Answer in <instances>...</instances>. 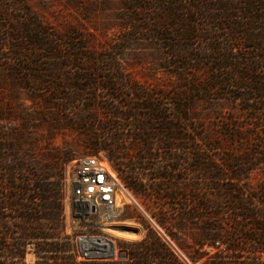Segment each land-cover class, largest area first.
<instances>
[{"label":"rangeland","instance_id":"obj_1","mask_svg":"<svg viewBox=\"0 0 264 264\" xmlns=\"http://www.w3.org/2000/svg\"><path fill=\"white\" fill-rule=\"evenodd\" d=\"M139 4L130 5L127 0H0V164H13L11 158L14 155L24 160L31 176L33 173L49 174V180L59 181L61 184L64 206V184L73 160L78 156L94 154L78 140L77 130L73 127L59 128L54 134L50 133L51 128L61 124L62 119L58 122L53 113L54 107L43 99L34 97L31 86L40 89L37 94H44L47 89L49 91L55 87V83L66 86L70 82L73 83L74 79L65 77L66 79L62 80L55 76L42 77L44 80H39L31 76L38 74L34 69L35 63L24 61V57H21L23 50L18 46H30L26 45L30 39L23 38V35L24 29L31 25L28 19L32 16L31 18L39 19L46 26L47 38L55 44L65 45L72 41L80 47L85 45L87 49L82 50L95 55L120 56V62L113 63L115 68L119 64L128 81L146 90H152L148 93L152 97L150 103L160 107L168 117L167 121L171 123L170 131L173 137L169 141L171 150L168 154L161 149L165 143L163 137L154 142L152 153L156 158H149L147 161L138 160L136 156L139 141L126 142L127 153L120 161V177L142 208L134 204V201L125 204L116 222L124 227H134L139 233H131V236L113 231L97 232V235L107 234L104 237L114 241L116 254L112 260L120 259L122 250L127 255V251L122 247L139 244L147 237L149 229L152 228L146 215L148 214L164 228L169 238L165 241L185 264H207L217 257L220 250L226 248L228 236L232 232L227 209V201L232 191L230 188H236L237 192L247 189L260 192V187L264 184V111L257 112L250 107L252 101L235 99L237 93L246 91L233 87L210 89L208 93L196 92L185 97L178 95L177 90L184 89L187 86L185 84L192 80L201 81L204 87L212 71L209 70L205 59L195 58L196 53L201 54L197 51L199 49L180 51L178 54L183 53V56L177 57L171 54L173 51L167 44L178 42L182 44L179 46L182 49L194 44L193 47L203 49L207 47V43L210 44L211 35L227 37L230 32L221 29L220 22L214 24L203 21L200 15L197 16V12H189L188 15L196 20L198 26L194 39L185 42L178 39L164 40L158 38L152 29H158L157 25L160 23L165 30L164 25L172 22L171 19L163 20L168 19L164 15L167 11H164L165 6L158 5L155 8L156 4H152L148 5L147 9L145 6L138 8L141 6ZM187 5L184 2L176 3L168 5L166 9L173 7L175 10ZM231 10L228 13L234 17L239 14V11ZM202 12L207 13L205 10ZM239 20L238 17L234 19L235 22ZM212 28L216 31L210 32ZM174 30L175 28L165 30L168 38H174ZM71 51L74 53V50L64 46L63 53ZM257 52L245 47L227 53L244 57L249 54L252 57ZM258 54L264 56L262 52ZM206 55L207 53H203L200 56ZM46 60L42 61V64L51 68L46 73L58 74L60 70H57L56 62L52 59ZM24 65L33 69H24L21 67ZM115 68L96 70L92 80L101 74H117L118 68ZM240 71L233 69L237 74H240ZM60 72L85 73L71 65ZM251 73L264 76V73ZM44 81L47 83L40 86ZM82 82L87 83L89 80ZM125 96L124 100L108 99L107 102L124 107H139L147 103L145 100L134 99L129 90ZM254 105L259 106V103ZM184 135L186 140L182 139ZM100 155L106 158L104 152H100ZM126 162H134L138 167L141 162L142 166L147 167L139 169L140 182L131 179V169L127 167ZM166 163L175 167L169 170V175L166 178H152V173H155L153 167H161ZM0 173L7 174L8 170L0 167ZM141 182L145 185L142 190H134L128 185ZM5 185L6 180L0 178V188ZM167 185L173 188L176 196L170 202L165 195V189H170ZM186 212L192 214V220L186 221L182 218ZM165 215L171 219L172 225L165 222ZM176 220L185 223L184 229L177 228ZM65 222L66 234H73L66 219ZM205 226L209 228L210 237H206L204 243L200 241L201 248L198 244L192 245L191 235L199 240L205 237ZM218 240L222 244L220 247L215 244ZM181 244H184L186 251L181 249ZM186 252L194 253L196 261H192ZM2 256L6 262L11 261L6 252ZM25 261L26 264L42 262L35 241L27 246ZM239 261L245 263L246 260L241 258Z\"/></svg>","mask_w":264,"mask_h":264},{"label":"trees","instance_id":"obj_2","mask_svg":"<svg viewBox=\"0 0 264 264\" xmlns=\"http://www.w3.org/2000/svg\"><path fill=\"white\" fill-rule=\"evenodd\" d=\"M127 1L130 2V5L140 3L141 6L138 8L145 6L149 9L148 5L152 4H156L155 8L158 5L165 6L164 11H167L164 15L168 19L163 20L171 19L172 22L164 25V27H166L165 30L175 28L174 38H168V33L162 29L160 23L157 25L160 30L152 29L158 38L164 40L174 41L178 39L185 42L194 39L195 33H198V26L195 23L196 20L188 15L189 12H197V16L200 15L203 21L214 22V24L220 22V28L229 30L230 34L227 37H222L219 34L211 35L210 44L207 43V47L203 49L193 47L194 44L183 49L179 48L182 44L178 42L167 44L173 51L171 54L177 57L183 56V53L178 54L180 51L199 49L197 51L201 54L196 53L195 58L198 60L205 59L209 65V70L212 71L208 78L209 81L205 83L204 87H202L201 81L192 80L185 84L187 86L184 89L177 90V93L185 97L187 94L196 92L208 93L211 91L210 89L233 87L246 91L237 93L235 99L252 101L250 107H253L257 112L264 111V76H255L251 73H264V56L258 54V52L264 53V0ZM183 2L188 5L175 8V10L173 7H169V10L166 9L168 5ZM231 9L239 11V14L234 17L233 14L228 13L232 11ZM203 10L207 13H203ZM214 10L220 12L215 13ZM209 11L214 12L208 13ZM31 17L28 19L31 25L24 29L25 36L23 35V38L30 39V42L26 43L30 46L26 48H23L22 44L18 46L23 50L21 57H24V61L28 60L35 63L34 69L38 74L31 76L39 80L42 77L52 78L55 76L62 80L65 77L74 79L73 83L70 82L66 86L62 83H55V87L49 91L47 89L44 94H37L40 89L31 86L34 97L41 98L45 103L52 105L55 109L53 113L58 118L57 121L62 119L61 124L58 123V126L52 127L50 133L54 134L55 130L68 126L75 128L80 142L90 148L94 154L104 152V155L115 164L119 171L121 168L120 161L127 153L125 151L127 141H139L136 146L138 150L136 156L141 161L156 158L153 157L152 149L154 142L160 137H163L165 143L162 144V148L160 146L159 148L168 154L171 150L169 141L173 137L170 131L172 129L171 123L167 121L168 117L165 116L160 107L150 103L152 97L148 93L152 90H146L128 81L119 64L118 69L115 68L113 63L120 62V56L95 55L87 50H82V48H86L85 45L80 47L72 41L65 45L62 43L55 44L47 38L46 26L39 19ZM237 17L240 20L235 22L234 19ZM209 31L216 30L212 28ZM70 38L77 39L74 36H70ZM247 43L249 44L247 45ZM64 46L69 50H74V53L73 51L63 53ZM245 47L258 52L252 57L249 54L244 57L232 56L227 53ZM12 48L14 49L15 46ZM203 53H207V55L200 56ZM46 59L54 60L57 70L64 71L71 65L85 73L67 74L60 71L58 74L46 73L51 69L42 64V61H47ZM107 63L108 65H105ZM258 63H262V65L257 66ZM99 64H101L100 67ZM21 67L33 69L25 65ZM110 68L117 69V74H101V76L97 74L98 78L92 80L94 79L92 77L96 75V70L105 71ZM233 69H240V74L233 72ZM83 80H89V82L83 83ZM241 80L242 82H240ZM244 80L246 81L245 84ZM46 83L47 81H44L39 85L44 86ZM125 88L131 92L134 99L145 100L147 103L139 107H124L107 102L108 99L124 100L128 91H124ZM256 103H259V106L254 105ZM182 139L186 140V135ZM11 159L13 160L11 165L0 164V167L8 170L7 174L0 173V178L6 180L5 187L0 188V264H26L27 246L33 241L37 243V249L41 253L42 262L39 264H185L169 244L152 228L149 229L147 237L141 243L122 247L127 251L125 258L78 261L74 252L75 246L72 235L66 234L60 182L49 180V174L33 173L31 176L30 172H27V165L21 157L13 155ZM168 160L170 161V159ZM126 163L127 167L129 166L131 169V179L140 182L139 175L141 172L139 169L143 170L147 167L142 166L141 162L138 163L139 167L134 162ZM172 168L175 167L171 163H166L161 167L155 166L153 167L155 173H152V178H166ZM128 185L134 190L145 188L142 182ZM167 186L170 187V185ZM172 189V187L165 189L167 191L165 195L169 202L176 198L175 191ZM230 189L232 191L227 201V209L230 214L232 232L228 236L226 248L220 250L217 257L207 264H232V262L233 264H264V184L261 185L260 192H253L250 189L237 192L236 188ZM154 190L158 192V190ZM183 215L182 218L186 221L193 218L190 212ZM163 219L168 225H172L168 216L165 215ZM175 225L179 229H184L185 223L182 220H176ZM203 228L204 233H206L205 237L203 236L204 238L201 237L199 240L192 234V245L198 244L201 248L202 243L200 241L204 243L205 238L210 237L208 226ZM166 229L172 236L171 230L168 227ZM183 245L181 244V249L186 251ZM4 252L11 261L6 262L2 259ZM186 254L192 261H196L194 253L186 252ZM241 258L246 260L245 263L239 261Z\"/></svg>","mask_w":264,"mask_h":264},{"label":"built area","instance_id":"obj_3","mask_svg":"<svg viewBox=\"0 0 264 264\" xmlns=\"http://www.w3.org/2000/svg\"><path fill=\"white\" fill-rule=\"evenodd\" d=\"M65 219L72 230L74 252L79 261L108 260L115 257V244L111 238L97 235L108 233L120 215L119 192L129 195L131 191L123 183L120 171L107 157L100 154L78 156L67 171L64 184ZM132 194V193H131ZM134 204L142 208L136 199ZM154 229L164 240H169L158 221L151 218ZM89 238H105L114 245L113 250L99 251L86 248ZM220 247L221 241H216Z\"/></svg>","mask_w":264,"mask_h":264},{"label":"bare ground","instance_id":"obj_4","mask_svg":"<svg viewBox=\"0 0 264 264\" xmlns=\"http://www.w3.org/2000/svg\"><path fill=\"white\" fill-rule=\"evenodd\" d=\"M134 197L132 196V194L130 193L129 195L125 194V193H120L119 192V206L124 207L125 204L134 201L133 200ZM120 210H122V208H120ZM113 228V229H112ZM138 231L137 233H139V230L134 228V227H124L122 225H118V224H114L111 228L110 231L113 232H117L119 234H123V235H127V234H137L134 231ZM129 236V235H128ZM132 236V234H131ZM114 245L111 244V242H109V240L105 239V238H89L88 241L86 242V248L89 249H95V250H99L101 252L103 251H110L113 250Z\"/></svg>","mask_w":264,"mask_h":264},{"label":"water","instance_id":"obj_5","mask_svg":"<svg viewBox=\"0 0 264 264\" xmlns=\"http://www.w3.org/2000/svg\"><path fill=\"white\" fill-rule=\"evenodd\" d=\"M134 232L136 233L137 231L135 230ZM120 257H122V258L126 257V253L125 252L123 253V250L120 251Z\"/></svg>","mask_w":264,"mask_h":264}]
</instances>
